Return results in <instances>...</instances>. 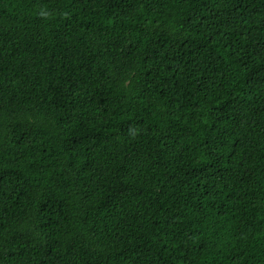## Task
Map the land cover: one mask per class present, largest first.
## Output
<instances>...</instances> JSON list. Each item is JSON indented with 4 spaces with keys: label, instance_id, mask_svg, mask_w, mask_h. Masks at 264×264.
I'll use <instances>...</instances> for the list:
<instances>
[{
    "label": "trees",
    "instance_id": "16d2710c",
    "mask_svg": "<svg viewBox=\"0 0 264 264\" xmlns=\"http://www.w3.org/2000/svg\"><path fill=\"white\" fill-rule=\"evenodd\" d=\"M0 264H264V0H0Z\"/></svg>",
    "mask_w": 264,
    "mask_h": 264
}]
</instances>
